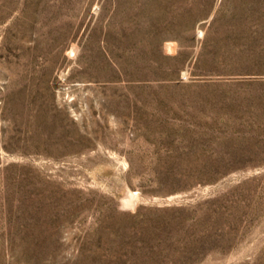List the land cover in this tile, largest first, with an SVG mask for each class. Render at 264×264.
<instances>
[{"label": "rangeland", "instance_id": "rangeland-1", "mask_svg": "<svg viewBox=\"0 0 264 264\" xmlns=\"http://www.w3.org/2000/svg\"><path fill=\"white\" fill-rule=\"evenodd\" d=\"M0 264H264V0H0Z\"/></svg>", "mask_w": 264, "mask_h": 264}]
</instances>
